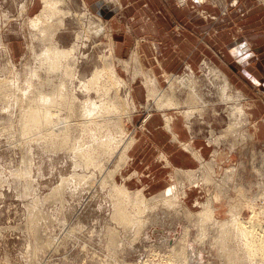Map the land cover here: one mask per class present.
<instances>
[{
  "label": "rangeland",
  "instance_id": "374dc122",
  "mask_svg": "<svg viewBox=\"0 0 264 264\" xmlns=\"http://www.w3.org/2000/svg\"><path fill=\"white\" fill-rule=\"evenodd\" d=\"M257 1L264 5V0ZM84 2L83 0H65L64 7L67 9L70 7L73 13H76L75 9H77L78 14L83 12L85 14L82 15L83 17H77L70 13L69 16L64 15L63 17L59 15V12L56 21L63 18L62 24L55 21L53 30L47 34L48 37H51V41L55 40L54 42L59 45L63 42L62 46L64 47H73L70 67L73 77L77 78L71 85H80L79 74H85L83 71H86L85 75H88L93 69L92 64L96 63V59L97 64L100 65L106 56L122 80L112 83L106 75L102 77L100 83L104 82L109 86L106 85L108 87L106 88L107 94L112 95L117 90L116 92L123 97L127 91L131 95L132 91L129 88L131 81L142 80V75L146 79L145 73L147 72H144L143 69L140 70L132 59L129 63L117 61L119 57L122 59V56L117 53L118 44L126 48L124 51L136 49L135 42L122 41L123 33L120 27H123V24L126 25L127 17L119 12L115 14L114 21L106 20L104 12V14H100L99 11H96L97 8L94 12ZM41 4L40 0H0V63H2L0 66L2 68L7 66L5 70H1L0 67V79L8 80L7 84L3 82L0 86V264H186L183 259L186 246L174 251L171 245L181 235L183 226L187 227L186 240L194 248L197 247L199 252V254L193 253V263L190 264L239 263L228 260L223 255L224 251L220 245L221 237L214 234L217 229L212 228L214 226L210 222L197 214L186 216L182 210L174 212L173 208H168L162 200L158 201V206H155L153 211L151 210L150 215L156 214L157 218H160V223L145 225L139 232H136L135 224L124 226L121 221L112 217L113 205L117 197L113 191L112 183L116 186H124L130 192L136 191L140 186L133 179L126 180V182L123 180V176L127 175L128 170H122V174L120 168L111 180L109 176H111V171L118 160L121 151L119 148L123 143H126L125 140H128L130 135L134 134L137 137L145 116L149 112L157 110L151 101L149 102L152 106L145 105L148 88L147 92L142 89L144 102L141 106L136 104L134 109H130V112H119L122 130L117 128L115 132L107 131L105 129L106 122L103 121L104 124L100 125L101 121L99 120L95 135L90 137L86 133L87 131L73 129L61 146L59 144L54 146L50 142L45 144L46 138L39 136L37 130L31 129L34 126H30L26 132L22 131L23 115L26 112V104L22 98L25 99L29 96L26 77L34 69L39 71L42 79L44 76V70H39L40 67H38L40 61L33 54V49L35 54L42 49L41 33L30 25L31 17L39 11ZM66 16L68 18H65ZM98 19L105 24V29L102 32L94 33L90 26ZM68 22L70 26H68ZM63 25L64 27H62ZM172 25L178 26V24ZM63 29L67 32L62 31ZM82 29L83 31H81ZM71 30L73 31L71 32ZM35 40L37 41L35 42ZM111 47L113 48V58L110 54ZM118 48L121 50L120 45ZM251 49L253 48H250L248 43L246 51L242 53L246 54ZM122 52L119 51V53ZM73 53L75 54L73 55ZM91 56H94V59ZM7 60H12L13 67L8 64ZM75 61H79V63ZM241 63L242 61H239V63H235L236 66H233L240 67ZM243 64L245 66V63ZM212 68L216 70V67ZM187 71L184 67L179 72L170 74H183ZM9 72L10 74L7 75ZM213 77L216 81L209 80L208 82L206 77L201 78V76L195 75L191 89L196 92V95L191 94L196 97V106L195 110H191L190 114H185V117L188 121L190 120L191 125L195 123L196 130L198 127L201 128L202 135L215 140V143L210 146L211 151L218 146L222 149L225 148L224 150H228L227 147H229L231 155L229 164L234 167V170L225 173L224 167L218 168L220 176L215 177V173L210 181L201 178L200 181L203 184H199L190 191L186 189L187 196L180 199L183 206L192 212H197L201 206L197 202L194 203L196 198L199 201H205L209 196L218 193L217 199L213 202L216 208H223L226 213H229L228 209L231 207V212L239 211L243 218H247L250 213L247 204L250 196L261 195L260 199H257V204L259 207L264 206V182H262L264 180V142L253 143L249 139H244L243 134L242 137L239 136L242 131L248 133L245 129L249 122H246L245 127L244 125H242L243 127L238 126L236 131L232 129L228 134L223 133L229 123L237 121L231 119L230 116H239V114L233 112V106L225 103L222 97L232 94L231 97L235 98L237 93H241L235 88L227 90L218 73H214ZM146 82L148 84V81ZM158 82L159 87L168 86V79L167 81L158 79ZM221 87L224 89L222 90ZM188 92L190 91L185 88L176 92L177 95L175 94L180 101L178 107L183 111L190 110L189 105L194 100ZM89 93L91 96L95 95L92 92ZM82 94L85 93L78 92V95ZM258 95H260L259 92ZM199 99H203L202 101L206 103L201 112L196 110L201 107ZM243 100L242 108L247 116L248 110ZM109 115L111 116V113ZM238 121L245 123L244 120ZM74 122V124L77 123ZM109 135L113 136L116 144L114 149L109 147L101 149L96 142L100 138H108ZM89 142L94 144L96 152L94 155V151L91 150L92 163L84 165L75 151L81 147V143L85 145ZM209 157H205V159H209ZM98 162H100V166H98ZM196 169L201 170V164ZM172 176L171 181L160 190L167 187L169 188L168 192L172 194H175L177 190L181 192L185 190V188L179 189L178 187L188 185L187 175L173 171ZM196 176L200 177V173ZM81 177H84L85 180H82ZM219 180H222L219 184L222 189L216 185ZM55 189H58V193L54 192ZM142 191L146 196L152 194L143 189ZM223 209L219 211L217 217H226ZM133 210L134 208L129 205L127 211L133 213ZM171 215L176 219L171 220L173 219ZM166 234L167 239L165 238ZM227 243L234 244L232 240H227ZM194 248L193 251H195ZM254 256L257 257L256 263L262 262L258 254ZM242 263L248 264V258L246 262L244 259Z\"/></svg>",
  "mask_w": 264,
  "mask_h": 264
},
{
  "label": "bare ground",
  "instance_id": "6f19581e",
  "mask_svg": "<svg viewBox=\"0 0 264 264\" xmlns=\"http://www.w3.org/2000/svg\"><path fill=\"white\" fill-rule=\"evenodd\" d=\"M40 1L42 3L41 8L39 9V11L37 13H35L34 16L31 17L30 25L34 30L38 29V31H40V33H41L40 40H41V44H42V49L40 50V52L38 51L39 53L37 52L36 54L34 53V49H33V54H34L36 59H39L40 63L38 65V67H40L39 70L40 69L44 70V72H43L44 76L42 79L41 74H39V71H37V69H34V70L30 71L29 75L26 77L27 79L25 78L26 82H27L28 89H29V96H28V98H25V99L22 98L26 104V112L23 115L24 121H23L22 127H21L22 131L26 132L30 128V126L31 127L34 126V128H31V129L37 130L39 132V136H43L46 138V141L44 140L45 144H48L50 142L54 146L58 145V144H59V146H61L65 142L66 136L73 129H80V130H84L85 132L87 131L86 133H88V135H90V137L95 135L96 134V128L98 127V124H99V120L101 121L100 125L104 124L106 122L105 123V129H107V131H111V132L114 131L115 132L117 128L122 130V126L120 124L119 112H126V111L130 112L131 111L130 109L135 108L136 102H135L133 96L130 95L129 91H127L125 93L124 97L119 95L118 92H116L117 90L114 91L112 95L107 94L106 88H108L109 86L107 85V83L106 84H104V82L100 83V80L102 79V77H104L106 75L107 79L110 80L112 83H114V82L117 83L119 81H122L120 79V77L116 74L114 67L112 68V65L108 62L107 57L104 56L102 63L100 65L97 64V59H96L95 64L93 63L94 62L93 61L92 63L94 65L92 64V66H94V67L91 66L93 69L91 68L92 70H90L91 72L89 71L90 72L89 74L87 73L88 75H85L86 71H83V72H85V74H82V75L78 73L79 74V80L78 81H80V85L79 84L71 85V83L74 82L75 78H77L76 76L73 77V75H72L73 71H72V68L70 67V63H71L70 62V59H71L70 56H71V52H72L71 50L73 47H64V46H62L63 42L61 43V45H59L58 43L54 42L55 40L51 41L50 40L51 37L47 36V34L51 33V30H53L52 29L53 25L56 24V22H58V24H62L61 22H63L62 21L63 18H62V20L60 18L59 21L58 20L56 21V17H59V15L64 17V15H68L71 13V14H74L75 16L79 17V16L84 15L85 12L78 14L77 9H75L76 13L75 12L73 13V10L71 11L70 7H69V9L64 7L65 0H40ZM70 1H72V0H70ZM66 3H67V1H66ZM71 5H73V3H71ZM82 10H83V8H82ZM59 12H60V14H59ZM68 16H66L65 18H68ZM86 18H87V16H86ZM85 24H86V22H85ZM91 24L92 25L90 26V28H93L94 33L102 32L105 29V24L100 19H98L96 22L91 23ZM68 26H70L69 22H68ZM78 26H80V25H78ZM62 27H64V25ZM67 27H66V30H68ZM58 28H60V27H58ZM76 30H77V28H76ZM62 31H64V29ZM72 31L73 30H71V32ZM81 31H83V29ZM57 34H58V31H57ZM87 37H88V35H87ZM89 37H91V36H89ZM106 37H107V35H106ZM55 38H56V36H55ZM77 38H79V36H77ZM36 41L37 40H35V42ZM76 43H78V42L76 41ZM5 47H6V45H5ZM76 48H78V47H76ZM5 54H7V53H5ZM74 54L75 53H73V55ZM110 54L113 58V48L112 47H111V53ZM76 55H78V54H76ZM103 55H104V53H103ZM93 57L91 56V58H93ZM7 58H8V56H7ZM9 58H11V57H9ZM91 58H90V60L92 61ZM86 59H88V58H86ZM119 60L122 63L126 62L124 59H121V58H119L117 61L119 62ZM7 62L9 65H11L13 67L12 60H7ZM7 62H6V64H7ZM75 62H77V61H75ZM83 62H85V61H83ZM3 63H4V61H3ZM77 63H79V61ZM1 64L2 63H0V65ZM42 64H44V65H42ZM72 66H73V64H72ZM77 66H79V65H77ZM6 67L7 66H4L3 68L1 67L2 68L1 70H3V69L5 70ZM9 68H10V66H9ZM1 70H0V72H1ZM187 70H188L187 73H183V74H169V73L163 74V81H165V80L167 81V79H168V86L165 88L159 87L158 79L154 75H152L151 73H149V75L146 74L147 80L145 79V81H148L149 86H148V92L146 93L145 105L148 107V104H149V106H152L151 103H154L156 109L162 110L163 115H164V122H165V125L168 129L170 128L171 116L166 114L164 110L174 108V110H176V112H180V114H182L184 116H186L185 114H190L191 110H195L196 97L193 95H196V92L191 88H192L193 81H194L196 74H195L194 70L191 68L187 69ZM8 71H9V69H8ZM10 71H11V69H10ZM214 73H218V72H215V70L213 68H209L208 74L206 73V78L208 79V82H209V80L210 81H216L215 77H213ZM8 74H10V72L7 73V75ZM218 74L221 76V79H222L224 86L226 87L227 90H228V88L229 89L234 88L231 84V81H229V79L225 76V74H222V72H220ZM17 78H19V77H17ZM201 78H203V77L201 76ZM6 81L8 82V80L2 81L0 79V86H2L3 82L6 83ZM176 81H178V82H176ZM214 83H216V82H214ZM15 84H16V82H15ZM122 85H123V87H125L124 84H122ZM123 87H121V88H123ZM17 88H19V87H17ZM185 88L190 91V92H188V94L194 100L189 105L190 110H186V111L184 110L183 111L181 108L178 107V106H180V101L178 100V97H176V95H177L176 92L182 91V89H185ZM221 89L223 90L224 87H221ZM78 92L85 93V94L84 95L83 94L78 95ZM89 92H92L95 95L91 96V94ZM191 93H193V95ZM229 93L231 94V92H229ZM102 94H103V97H102ZM231 96H232V94L227 95V96H223L222 98H224L225 103H228L229 106H233V112L239 114V116H230L231 119L237 120V121L229 123L227 125V127L223 130L224 134H226V133L228 134L230 131H232V129L234 131H236L238 126L243 127L242 125H244V127H245L246 122H247L246 112L243 111V108H242V105H243L242 95L237 93V96L235 98H232ZM202 100L203 99H199V101H198L201 107L196 108V110H198L199 112H201L204 109V106L206 105V103H204V101H202ZM149 101H151V103ZM235 104H238V105H235ZM64 112H65V114H64ZM110 113H111V116L109 115ZM244 113H245V116H243ZM127 115H129L128 112H127ZM105 116L107 118L103 119V117H105ZM108 116H110V117H108ZM111 118H117V119L112 120ZM240 118H242V119H240ZM238 120H244L245 123L243 124L242 121H238ZM74 121H76L77 123L74 124L75 123ZM103 121H104V123H103ZM245 131L248 132L247 127H246ZM242 134L245 136L244 139H249L252 141L250 134L244 133L242 131V133H240L239 136L242 137ZM135 139H136V137L134 136V134L130 135L129 139L125 140L126 143H123L122 147L119 148L121 151L119 153L118 160H116L115 167H114L113 171H111L112 172L111 176H109L110 180L112 179V177H114L116 171H118L120 168H122L124 166V164L126 163L128 157H129V155L127 154V151L129 149V147L133 144ZM42 140H43V138H42ZM34 141H35V139H34ZM206 141L210 146L215 143V140L213 138H212V140L210 138H208ZM96 144H99L101 149H105L107 147H109L110 149H114V146L116 145L114 140H113L112 135H109L108 138H100L96 142ZM189 144L190 143H188V142L182 143L184 148L191 149V145H189ZM227 148H228V150L221 149L219 146L213 148L211 153H210L209 159H205V157L204 158L200 157L198 151L191 149L193 151V155L197 158V160L201 164V170L189 168L187 170L186 169H181V170L177 169L175 171V173L176 172L184 173L187 175V178H189V183L187 186L184 187L183 185H181V187L180 186L178 187L179 189L185 188V190H183L182 192L177 190V192L175 194H172V193L168 192L169 188L164 187L163 189H161L155 193H152L150 196H146V195H144L141 188L137 189L136 191L130 192L127 190L126 187L119 186V185L116 186L112 183L113 189H114L113 191L117 195L115 202H114V205H113L112 217L118 221H121L124 226L135 224L134 226L136 228V232H139V230H141L145 225H149L152 223L156 224L157 222L160 223V220H159L160 218L159 217L157 218L156 214H154V216H150V215L152 213L151 210L153 211V208L155 206H158V204H159L158 201L162 200L163 203L168 206V208L172 207L174 212H178V211L182 210L183 214H185L186 216H194L195 214H197L198 216H201L202 219H205L208 222H210L214 226L212 228L217 229V231L214 234H218L221 237V239H220L221 244L220 245L223 248L222 250L224 251L223 255H225L228 258V260L230 259L232 261H238L239 263H237V264H243L242 262L244 261V259L246 262V259L248 258V264H264V219H263L264 206L259 207V205L257 204V199H260L261 195H257V196L253 195L252 197L251 196L249 197L247 204H248L250 213H249V216L247 218H243L240 215L239 211L231 212V209H232L231 207L228 209L229 213H226L225 209L222 208L224 210V214L226 215V217H224V218L217 217L218 213H220L219 211L222 210L221 208H216L213 204L214 200L217 199L218 193H214L211 197L209 196L205 201H199L196 198V201L194 203L197 202V204H199L201 206V209L197 212H192V210L187 209L181 203L182 200L180 198L181 197L184 198L187 196L186 189L190 191V189L197 187L199 184H203V182L200 181L201 178H204L207 181H210L212 179V176L215 173H216L215 177L220 176V174L218 175V168H222V167L225 168L224 169L225 173L231 172L234 170V167L229 164V161H231V155L229 152L230 151L229 147H227ZM91 150L94 151V155H95L96 149L94 147V144L89 142L85 145H83L81 143V147L77 148L75 151L77 156L79 158H81V161L84 165H89L90 163H92L93 156H92ZM226 163H227V165H225ZM98 166H100V162H98ZM196 171H198V172H196ZM224 172H223V174H225ZM199 173H200V177L196 176V175H199ZM107 174L109 175V172ZM171 177H173V176L171 175ZM81 179L85 180L84 177H81ZM215 180L216 179H214V182H216ZM257 180H258V178H257ZM221 181L222 180L217 181L218 184H216V185H218L222 189V187L219 185ZM262 182H264V180H262ZM57 190L58 189H55L54 192L58 193ZM129 205L132 208H134L133 213H130L127 211V208ZM149 210H150V212H148ZM171 216H173V215H171ZM174 219H176V218H174V216H173V219H171V220H174ZM166 226H167V224H166ZM187 233H188L187 227L183 226L181 235L171 245L173 246L174 251L178 250V248H180V247L186 246L187 249L185 250V254H184L183 259H184L186 264H190L191 262L193 263V261H192V258L194 257L193 253L199 254V252L196 249L197 247L194 248L193 246H191V244L188 242V240H186L185 237L187 236ZM160 236H161V234H160ZM165 238L167 239V234L165 235ZM227 240H232V242L234 244L229 245L227 243ZM193 248L195 251H193ZM198 250H199V248H198ZM255 254L259 255V257L261 258V261H262L261 263H256L257 257L254 256ZM198 262H200V261H198ZM234 264H236V263H234Z\"/></svg>",
  "mask_w": 264,
  "mask_h": 264
},
{
  "label": "crops",
  "instance_id": "0c3cea01",
  "mask_svg": "<svg viewBox=\"0 0 264 264\" xmlns=\"http://www.w3.org/2000/svg\"><path fill=\"white\" fill-rule=\"evenodd\" d=\"M85 5L105 13L106 20L114 21L119 12L127 17L126 25L120 27L122 41L135 42L136 49L124 51L126 48L118 44L117 53L128 63L132 59L140 70L148 72L145 75L163 79V74L185 67L206 77L209 68L216 67L215 72L225 74L243 96L253 143L264 142L263 4L257 0H85ZM248 43L253 49L243 54ZM239 61L240 67H234ZM142 78L132 80L130 87L140 106L144 102L142 89L147 92L149 86L144 75ZM164 111L171 116L170 128L162 110L149 112L120 170L122 174L128 170L125 182L133 179L140 184L138 188L149 193L168 184L173 171L198 168L193 149L203 158L211 152L201 128L196 130L195 123L191 125L174 108ZM183 142L190 143L192 150L184 148Z\"/></svg>",
  "mask_w": 264,
  "mask_h": 264
}]
</instances>
